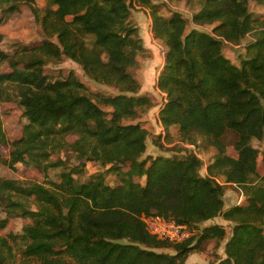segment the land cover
<instances>
[{"label": "trees", "instance_id": "trees-1", "mask_svg": "<svg viewBox=\"0 0 264 264\" xmlns=\"http://www.w3.org/2000/svg\"><path fill=\"white\" fill-rule=\"evenodd\" d=\"M143 1L151 6L154 36L167 48L157 80V88L167 95L158 122L166 136L177 125L184 142L196 144L201 136L206 146L216 147L207 174L201 173L202 158L191 150L144 156L149 130L135 120L153 101L138 95L141 84L133 69L144 47L129 22L127 0H46L42 7L37 0H0V24L17 4H25L45 36L14 53L0 46V100L15 101L27 119L22 135L11 140L0 117V146L10 148L8 157L0 155V169H14L26 156V163L47 178V183L17 179L8 185L0 176L6 213L0 230L10 217L30 219L21 233L0 234V264H201L186 263L189 253L210 237L218 242L226 237L223 226L214 225L202 229L198 239L191 235L171 244L147 230L142 216L153 213L191 229L222 216L233 226L226 256L215 264H264V174L258 173L264 149L252 145L254 138H264V18L253 16L250 0H202L193 21L216 24L212 32L187 30L180 12L165 17L151 0ZM255 1L264 5V0ZM249 33L254 38L236 65L223 48ZM88 36L93 37L91 45ZM103 52L109 53L108 60ZM65 57L90 79L120 93L94 92L73 72L48 80L45 63ZM229 132L237 137L235 156L223 141ZM68 136L76 138L69 141ZM155 141L164 148L160 137ZM65 146L82 163L62 171L59 181L49 179V168L65 164L62 158L52 160ZM87 161L105 170L80 182L74 174ZM108 173L119 177L116 185L106 182ZM217 174L225 177L224 183ZM226 184L242 186L245 206L225 209ZM169 245L175 253L155 250Z\"/></svg>", "mask_w": 264, "mask_h": 264}, {"label": "rangeland", "instance_id": "rangeland-1", "mask_svg": "<svg viewBox=\"0 0 264 264\" xmlns=\"http://www.w3.org/2000/svg\"><path fill=\"white\" fill-rule=\"evenodd\" d=\"M40 0H38L39 2ZM130 4V17L129 22L131 25L136 26L138 29V35L142 40L143 50L139 52L137 57V66L133 69L136 78L141 84V89L138 95H149L152 98L153 106L148 110L146 114L141 115L135 122H140L143 126L148 128L149 135L147 137V149L144 156H158V155H182L185 150H191L198 154L203 160V166L201 167V173L207 174L208 164L214 161L217 149L215 146H206L202 141L201 136L197 137L198 142L196 144H189L182 140L178 133V126H171L170 136H166L163 128L158 122V111L162 104L166 100V93L157 88V80L163 69L165 63L166 46L162 39L156 38L152 32V10L151 6L148 7L143 0H127ZM151 2L158 8V13L169 17L174 12H180L187 20V30L192 28L203 29L204 31L212 32L215 24L197 25L194 21V14L198 12L202 6V0H151ZM38 5V3H37ZM249 9L254 17L264 18V5L258 3L255 0L249 1ZM2 30L3 39L0 42V46L9 53H14L23 45L34 46L41 41L45 40V36L41 32V28L36 24L34 16L30 8L25 4H17L13 13L6 17V20L0 24ZM254 38L252 33L246 35L240 43H226L223 48V53L236 65H241L242 60L246 57V46ZM56 41V37L50 38ZM87 44L91 45L93 37H87ZM102 56L105 60L110 58L108 52H103ZM44 73L47 75L48 80L54 81L58 78H62L68 75L69 72H73L76 78L86 84L92 91L100 92L106 95H116L119 89L113 85L105 83H99L90 79L83 71L82 67L75 61L65 57L60 62L54 63L53 60H49L44 65ZM4 70H11L5 66ZM109 109V108H107ZM0 117L7 137L11 140L19 138L23 133V128L27 123V119L23 116L22 108L15 101H1L0 100ZM126 122V121H125ZM160 137L164 148L156 144L155 139ZM75 136H68L69 141H73ZM236 135L233 132H229L225 135L223 141L226 144V151L229 155L235 156L236 151L233 147ZM252 145L259 150L264 149V138L252 140ZM9 146H0L1 157L9 156ZM24 159L16 164L14 169L3 166L0 169V176L6 184L10 185L11 181L19 180L22 184L26 181L46 182L47 178L43 173L33 167L29 166ZM62 158L65 160L63 167H53L48 170V178L59 181L60 173L65 169H71L76 164L82 163L81 160H77L73 154L69 151L68 146L62 147L61 150L57 149L52 155V160ZM105 170L100 163L95 161H87L82 167L80 173L74 174V177L80 181H87L91 174ZM258 173L264 174V165L259 158ZM106 182L110 185H116L119 182V177L116 174L108 173L106 175ZM216 178L221 183H224L225 177L217 174ZM136 180L145 183L144 177H137ZM226 190L224 193L225 209L232 205L240 204L245 206L247 204L246 197L242 193V186L237 184H226ZM28 204L31 208H34L35 204L33 200H28ZM6 213L3 208V203L0 202V217L4 218ZM221 224L226 232V237L223 240H227L231 234L233 226L232 222L222 221L221 219L214 220L212 224ZM30 222V219L20 216H14L8 218L7 226L0 230V234H7L9 232L21 233L23 227ZM210 224V225H212ZM185 225V224H184ZM204 226H198L190 229V235H194L198 239L202 234ZM220 225V224H218ZM205 227V228H206ZM185 237L186 238H188ZM215 237V236H214ZM227 238V239H226ZM163 240V239H161ZM215 241L214 239L202 241L201 246L197 250L190 252V256L195 257V261L201 264H215L221 256L217 253L221 250L222 241ZM127 241V239H124ZM168 241V240H166ZM182 241V240H181ZM171 244L180 242L168 241ZM216 243V245H214ZM159 252L175 253V249L172 245L163 246L155 249ZM188 260H186L187 263Z\"/></svg>", "mask_w": 264, "mask_h": 264}, {"label": "built area", "instance_id": "built-area-1", "mask_svg": "<svg viewBox=\"0 0 264 264\" xmlns=\"http://www.w3.org/2000/svg\"><path fill=\"white\" fill-rule=\"evenodd\" d=\"M142 219L149 233L159 239L172 242L181 241L190 235L191 232L186 225L180 224L176 220L163 215L153 213L143 215Z\"/></svg>", "mask_w": 264, "mask_h": 264}, {"label": "crops", "instance_id": "crops-1", "mask_svg": "<svg viewBox=\"0 0 264 264\" xmlns=\"http://www.w3.org/2000/svg\"><path fill=\"white\" fill-rule=\"evenodd\" d=\"M37 3H38V6H45L46 5V0H40L39 2H38V0H37ZM0 31L2 32V30H1V28H0ZM3 33V32H2ZM158 115V114H157ZM225 182V181H224ZM218 219H221L222 221H226L222 216H216V217H214L213 219H210V220H207V221H205V222H203L202 224H200L201 226H204L203 224H205V225H207V224H209V226L207 225V227H211V226H214L215 224H212V223H214V220H218ZM210 224H212V225H210ZM218 224H223V223H219V221H218ZM218 224H216V225H218ZM222 226V225H221ZM206 227V226H205ZM204 227V228H205ZM206 227V228H207ZM212 236H213V233H212ZM210 239H213L212 237H210L209 239H207V241L208 240H210ZM227 239V238H226ZM227 241V240H226ZM226 241L225 240H223L222 241V245H221V247H220V249L221 250H218L217 251V253L219 254V256H221V258H224L225 256H226V254H225V243H226ZM214 245H215V243H214ZM187 263H198V262H196L195 261V257H193V256H190V254L188 255V257H187Z\"/></svg>", "mask_w": 264, "mask_h": 264}]
</instances>
